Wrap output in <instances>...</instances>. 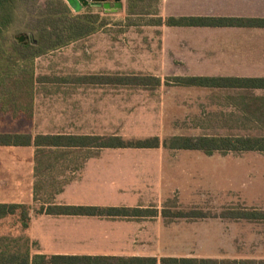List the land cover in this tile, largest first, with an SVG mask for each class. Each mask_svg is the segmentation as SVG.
<instances>
[{
	"label": "crops",
	"instance_id": "1",
	"mask_svg": "<svg viewBox=\"0 0 264 264\" xmlns=\"http://www.w3.org/2000/svg\"><path fill=\"white\" fill-rule=\"evenodd\" d=\"M162 11L165 18H264V0H163ZM165 28L176 36L171 52L191 73L189 76L264 78V28ZM193 88L203 90L207 96L200 113L215 121L210 127L215 131L204 136L264 137V89ZM14 150H18L16 154ZM138 150L150 153L136 156L126 153ZM36 151L35 147L0 146V204L34 206L32 194L24 199L25 189L20 188V182L15 183L14 159L35 168ZM52 151L55 155L45 158V165L51 168L61 165L63 171L73 169L78 175L67 181L51 202L68 204L57 198L89 174L96 181L90 192L97 197L71 202L73 205L156 208L159 215L129 219L31 212L29 227L24 232L34 247L30 264H35L32 262L35 255L154 257L157 264L168 256L264 261V221L219 217L222 210L237 205L232 202V195L238 187L239 175H253L252 158L264 153L215 152L209 156L199 150L165 147L53 148ZM82 151L89 152L80 160L82 163L70 157ZM177 151L180 154L176 156L173 152ZM176 190L180 191L183 207L213 209L218 213L203 219L181 218L180 236L174 235L173 227L178 222L166 224L161 207ZM162 249L184 252L163 254L159 252Z\"/></svg>",
	"mask_w": 264,
	"mask_h": 264
},
{
	"label": "rangeland",
	"instance_id": "2",
	"mask_svg": "<svg viewBox=\"0 0 264 264\" xmlns=\"http://www.w3.org/2000/svg\"><path fill=\"white\" fill-rule=\"evenodd\" d=\"M43 3L44 0H39L37 5ZM122 3L124 8L117 12L105 11L102 3H92L79 13L73 11L80 14L92 10L94 13H100L101 17H106L111 24L95 34L38 58L36 75L49 77L50 81L36 84L32 118L22 114L15 115L13 112L6 114L0 110V132L33 135L98 134L120 136L125 140L159 137L161 142H164L173 137H201L215 131L210 128L215 121L200 113L204 110L207 100L203 90L166 84L169 77L191 74L171 52L176 36L167 32L165 27L144 25L126 29L122 24H115L125 19L126 0H122ZM162 5L163 0L161 9ZM30 11L31 8L19 9L16 23L8 33L9 39L16 40L27 34L25 27L30 20ZM161 15L164 16L165 12L162 11ZM141 23H144V20H141ZM126 74L156 76L162 79V85L154 89L74 83V79L82 76ZM14 151L16 154L18 150ZM88 153L82 151L70 157H76L77 162L82 163L80 160ZM126 153L136 156L150 152L138 150ZM173 154L177 156L180 152ZM252 162L253 175H239L236 185L238 187L232 195V202L237 205H231L230 209L264 210V155L253 156ZM14 168L15 183L20 182V188L25 189L24 199L32 194L34 206L31 207V212L34 213L43 203L53 200L58 195L56 191L67 181L75 179L78 175L77 171H63L61 165H58L46 176L38 177L36 164L34 168V165L20 163L17 158L14 159ZM90 177L88 174L80 183L73 184L57 200L69 205H73L71 202L95 200L97 195L90 190L96 187V181ZM180 195L179 190L172 192L171 197L162 202V211L176 213L198 209L183 207L179 201ZM226 211L228 210L224 209L220 214ZM204 212L210 215L218 213L213 209ZM166 220V224L175 220L178 222L173 227V232L174 235L180 236V223L183 219ZM24 232L16 218H7L0 222V251L23 246L26 240ZM14 240H18V243ZM33 248L30 244V250ZM159 252L181 255L184 251L162 249Z\"/></svg>",
	"mask_w": 264,
	"mask_h": 264
},
{
	"label": "trees",
	"instance_id": "3",
	"mask_svg": "<svg viewBox=\"0 0 264 264\" xmlns=\"http://www.w3.org/2000/svg\"><path fill=\"white\" fill-rule=\"evenodd\" d=\"M0 0V110L13 112L32 118L37 83L50 81L49 77L36 75V61L53 51L64 48L106 27L110 22L100 13L87 10L75 14L64 0ZM162 0H126L125 19L115 24H122L126 29L140 26L155 27H238L264 28V18L243 17H198L161 15ZM31 8L30 20L26 23L25 42L8 38L17 20L19 9ZM144 20V23H141ZM79 85H120L125 87L158 88L162 79L143 74L129 75H93L74 79ZM167 85L178 87L219 88L237 90L264 89V78L209 77V76H173ZM161 145L174 150H199L206 155L215 152H261L264 153V137H173L161 142L159 137L141 140H125L120 136L76 133H32L0 132V146L35 147L37 176L47 175L52 169L45 165V158H50L53 148H159ZM55 155V154H54ZM64 186V185H63ZM63 186L56 191L60 194ZM51 216H99L111 218L142 219L156 217V208L139 207H100L88 205L56 204L45 202L37 211ZM31 206L27 204H0V222L6 218H16L26 230L30 224ZM165 219H203L212 217L202 210L190 212L161 211ZM219 217L232 220L264 221V210L231 209ZM18 243V240H14ZM14 250L0 251V264H30L31 250L29 240ZM24 248V252H23ZM35 264H157L158 259L151 257H116V256H66L35 255ZM161 264H264V261L220 262L212 259L162 258Z\"/></svg>",
	"mask_w": 264,
	"mask_h": 264
},
{
	"label": "water",
	"instance_id": "4",
	"mask_svg": "<svg viewBox=\"0 0 264 264\" xmlns=\"http://www.w3.org/2000/svg\"><path fill=\"white\" fill-rule=\"evenodd\" d=\"M65 1L75 13H79L85 7L92 4L93 2L104 1V0H65ZM123 8L124 5L122 3V0H115V4L113 5V7L109 3L104 4V9L107 12L110 11L117 12L122 10ZM27 38H28L27 35H22L18 37L17 40L19 42H25Z\"/></svg>",
	"mask_w": 264,
	"mask_h": 264
},
{
	"label": "flooded vegetation",
	"instance_id": "5",
	"mask_svg": "<svg viewBox=\"0 0 264 264\" xmlns=\"http://www.w3.org/2000/svg\"><path fill=\"white\" fill-rule=\"evenodd\" d=\"M106 4L109 3L110 5H114L115 4V0H104V1H98V2H93V4Z\"/></svg>",
	"mask_w": 264,
	"mask_h": 264
}]
</instances>
